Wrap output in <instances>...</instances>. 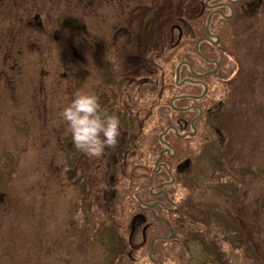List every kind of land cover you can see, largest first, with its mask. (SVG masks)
Here are the masks:
<instances>
[{
	"label": "rangeland",
	"instance_id": "374dc122",
	"mask_svg": "<svg viewBox=\"0 0 264 264\" xmlns=\"http://www.w3.org/2000/svg\"><path fill=\"white\" fill-rule=\"evenodd\" d=\"M14 1L0 0V13L3 12L0 20V60L3 56L14 54L17 49L20 50L22 58L18 65H23L22 70L32 78L36 73L29 68L31 53L38 55L39 51L44 49L43 44H48L47 36L50 33L54 42L53 37L64 31L71 33V41L64 45V49H69V45H72L78 57H75L76 59L70 57L64 63H59L58 58L55 57L56 50H51L52 52L46 54L44 61L38 65H48L49 70L58 68L59 72L66 70L70 73L67 79H62L58 75L57 80L47 84L45 93L49 98V105L45 112L41 110V106L38 107L39 112L35 118L34 113L29 111L31 107L27 106L28 103L35 104V101L30 100L34 89L30 79L21 75L20 78L7 82L3 89L5 98L9 97L12 100L6 102L0 100V264H122L125 258L128 263L132 255L134 264H150L146 250L133 253L126 239L125 227L128 210L134 211L135 198L144 200L143 191L149 190L156 183L153 182L152 186L143 184L142 188H139L138 184L128 188L126 185H115L112 192L117 201L111 203V210L115 209L113 215L106 212L110 201L102 200V196L99 200L92 197L95 195L96 187L89 185L87 188L85 185L84 196L81 197L79 192L82 186L77 180L75 164L74 166L66 164L63 149L60 146L66 130L59 118V113L64 107L61 105V100L66 98L68 90H70L68 97L72 94L70 98L78 91L94 92V86L89 85V73H93L96 60L91 50L93 49L94 23H100L101 26L105 24L110 28L112 20L115 19L113 14L115 7L112 4L116 0H18L20 6L17 2L13 3ZM48 1L53 5L51 8L47 6L46 10L50 11L53 22L60 23L58 26L53 25V34L51 31H38L24 23L26 19L33 17L34 10H30L31 8L36 7L38 3ZM100 8L102 10L98 15ZM215 16L217 17L216 14ZM252 21H257L253 29L248 24L245 26L254 34L251 37L246 32L242 34L243 29H241V35H238L240 43L237 44V53L234 37L237 35L239 21L236 18L226 24L220 21L209 23L210 31L221 37L220 44H217V48H208L202 44L200 48L209 54V57L217 58L218 60H215L219 64L218 75L207 80L209 92L203 101L208 102L216 98L223 100L220 101V106H224L225 114L233 117L234 121H238L240 128L245 132L244 135L249 131L258 133L254 138H250L248 144L252 146L255 142L256 149H249L246 145L243 154L245 162L253 163V157L259 160L258 183L252 182V179L256 178L243 176L245 194L235 203L242 212L245 210L244 214L250 210L252 219L257 221L256 225L259 227L260 223L264 222V9L257 20ZM61 23L66 24L63 31ZM195 23L193 32L184 37V42L178 45V48L170 55L172 64L163 65L162 57L156 62L158 71L160 70L163 75L168 73L172 75L171 83L169 82L168 85L170 93L167 95L166 92L161 99L165 101V104L168 96L190 90L187 85L183 86L182 91L173 86L175 69L179 61L187 57L185 61L194 67L195 71H204L203 63L196 61L192 53L196 40L204 36V20H197ZM14 40L19 42L20 48L11 47ZM60 40L65 42L66 39L63 36ZM189 55L192 58H189ZM65 57L66 55L63 56L64 60ZM11 59L13 57L5 58V61L9 63ZM73 72L80 75L77 74L75 78ZM40 98L42 97L38 94L37 102H40ZM13 101L18 102L12 103ZM21 103L25 105H20ZM37 109H35L36 112ZM14 115L19 118H15ZM171 115V112L166 109L165 123L157 130L161 131L165 126L173 123L170 120ZM149 117L151 118L148 119L147 127L150 143L154 137L151 131L156 130L157 127V116L154 113ZM198 128L201 129L200 126ZM250 136L253 135L250 133ZM190 142L192 140L178 145L177 156L174 161L169 162V165L171 164L174 168L176 159L183 160L184 156L193 154L189 151ZM201 142L200 137L195 140L196 144ZM152 150L150 147L149 154ZM219 154L216 148L206 143L199 158L202 165L194 169L192 173L195 187L186 183L182 184L180 177L173 185L163 189L170 200L182 201L181 204L183 203L184 206L179 213L168 214L170 221L181 218L179 223L182 226L173 225L172 239L182 242L186 239L185 235L189 234L191 237H196L198 242H207L210 239L221 242L232 236H228V233L212 234L211 237L203 233H185L192 227L184 211L186 203L195 206V215L196 210H200L198 205L206 208L211 201L222 204L221 197L209 189L217 185L208 183L214 182L209 180L210 173L224 175L221 170L222 164H217ZM151 156L150 166L153 161ZM175 170L182 172L181 168L179 170L175 168ZM246 173L251 172L246 171ZM220 181L226 182L228 178L217 179L218 184L221 183ZM229 187L235 188L236 185H224L225 190ZM257 199H259V212L256 211L258 216L255 218L253 213L256 210ZM229 204L232 203L229 201ZM201 214L205 220L207 217L205 209L201 211ZM111 215L113 216L110 218ZM114 222L116 226L112 225ZM153 226H156L153 227L156 231L161 229L158 228L160 226L158 222H155ZM91 228L97 233L93 234ZM204 230L207 233L211 229ZM222 235L223 238L220 239ZM91 238H93L92 241H90ZM244 239V246L243 244L231 246L228 240L209 249L203 248L201 251L196 244H191L190 252L194 258L187 264H264V230L259 231L257 228L252 235L245 228ZM180 247L173 246L172 243L160 242L156 244L155 251L158 248L163 249V257L160 256L162 260L159 259L164 264H177L178 258H180V264H186L190 258L189 252ZM253 247L256 248L253 249L254 252ZM167 249L169 251L165 254ZM178 252L180 256H177Z\"/></svg>",
	"mask_w": 264,
	"mask_h": 264
},
{
	"label": "flooded vegetation",
	"instance_id": "af4514ba",
	"mask_svg": "<svg viewBox=\"0 0 264 264\" xmlns=\"http://www.w3.org/2000/svg\"><path fill=\"white\" fill-rule=\"evenodd\" d=\"M206 1L208 0L203 2V7H205ZM245 1H208L206 5L212 8L205 7L204 9L208 11L207 16L213 13L210 24L214 21H220V23H222L223 21L220 19L230 21L237 14L243 18L244 13L247 11L245 10ZM16 2L20 6L18 0H15L13 3L16 4ZM52 5L50 1L38 3L36 7L30 9L34 10V13H32L33 17L31 19H26L24 23L27 26L38 29V31L46 30L47 32H52L54 24L56 26L60 25L58 21L53 22L50 11L46 10L47 6L51 8ZM112 5L115 7V9H113L115 19L112 20L110 28L105 24L101 26L100 23H94L93 49L91 50L93 58L95 57L96 60L93 73H89V85L94 86V93L99 97L102 108L108 113L119 117V130L121 135L118 138V143L114 147L106 148L101 157L91 158L78 151L72 144L70 134L66 130L64 131L65 134L61 140L60 146L63 149L66 164L72 166L75 164L78 177L77 180L79 185L82 186L79 194L81 197L84 196L85 185L87 188L89 185H92L97 188V190L95 189V195L92 196L93 198L99 200L100 196H102V200L110 201L111 198H108L106 191L110 193L118 183V180L115 179L116 175L127 177L131 175L132 172L138 171L136 174L138 178L140 176V178L143 179L144 185L148 184V176H151L152 182L156 184L149 190L143 191L144 200H141L142 198H135V200H139L137 207L141 211V214L138 216L145 222H148L149 215H151L155 220L161 221L167 227V232L161 226H157L161 228L157 231L155 228H152V237L150 238L147 251V260L151 264H164V262L161 261L162 255L164 254L162 248H158L155 251L156 253H154L155 255L153 254L156 244L160 242L172 243L173 246L179 245L181 246L180 248H184L186 252H189L188 256L190 258L187 260L186 264L194 258H192L190 252L189 246H191V244H196L200 251L203 248L209 249L211 246H218L220 243H225V241L227 242L228 240L231 246L235 244L238 246L243 244L244 246L245 228H247L249 232H255L258 228L256 225L257 221L252 219V212L250 210L244 214L243 212L245 210L242 212L235 202L240 201L245 194L243 190V176L248 175L256 178L252 179V182L254 184L258 183L257 167H259V160L253 157V163L245 162L243 156L246 145L249 149H256L255 142L252 146L248 144L250 138H254L258 133L257 131H249L253 136H250L249 132L244 135L245 132L240 128L238 121H234L232 119L233 117L225 114L226 111L224 112L223 110L224 106H220V101L223 100L216 98L208 102L203 101L209 92L207 80L214 78L218 74L219 64L214 74L210 73L205 76H200L212 70L214 67L213 63L207 62L205 59L208 61H217L210 58L207 53H203L200 47L202 44L208 48L214 46L215 48L218 47L212 43V41H215V38H212L211 41L203 39L198 43V52L203 56L201 62L204 65V71H195V68L187 61H179V63H186L181 64L177 80L174 74V88L182 91L183 86L187 85L190 87V90L189 92H182L168 97L167 103L165 104V101L163 102V100H161L163 89L159 90V87L163 84L159 85V80H155L153 77L150 78L148 73V35L145 31L140 30L138 26V20L143 22L144 16L150 11L151 7L148 4V0H116ZM141 8H143V10H141ZM101 10L100 8L98 15L101 13ZM2 14L3 12L1 11L0 20ZM114 23L115 26L113 27ZM63 27H66L65 23H61L62 31ZM210 33L213 34L211 31ZM63 36L66 39L65 42L60 40ZM204 37H206V34L201 38ZM70 38L71 33L66 31L55 35L53 37L54 42H52L51 33L47 36L48 44H43L44 49H41L38 55H33L31 53V59L29 60L31 66L29 68L36 73L32 78L29 77L27 72L22 70L23 65H18L22 58L20 56V50L17 49L14 54L3 56L2 60H0V84H2L0 87V100L5 102L12 100L9 97L5 98V94L3 95L5 84L24 75L30 79V83L34 88L30 100L32 102L35 101V104L28 103L27 105L31 107L29 109L30 113H34V118L37 117V113L39 112L37 108L40 106L41 110L45 112L47 110L46 107L49 105V98L45 93L47 84H51L57 80L58 75L61 76L62 79H67V75L70 72L66 70L59 72L58 68L49 70L48 65H38L44 61L46 54L52 52L51 50H56L55 57L58 58L59 63H64L70 57L76 59L78 57L77 51L72 45H69V49H64V45L71 41ZM11 47L20 48L19 42L15 40L12 41ZM88 47L90 48L89 44ZM67 51L69 52L65 54ZM194 53H197L195 48ZM64 55H66L65 60L63 59ZM11 57H13V59H11L9 63L5 61V58L9 59ZM193 73L195 75H193ZM77 74L79 73L73 72L75 78ZM71 82L74 83V81ZM205 87L206 93L203 94ZM35 88H37V90ZM149 88L154 98L150 105L148 102ZM158 92L159 95L156 98L155 96ZM69 93L70 90H68V95ZM169 93L170 92H168V94ZM38 94L42 97L39 100L40 102H37ZM68 95L61 100L62 106H65L72 99L70 98L72 94L70 97H68ZM198 96H200V98H197ZM161 101L162 103H160ZM14 102L18 101H13L12 103ZM20 105L25 104L21 103ZM35 109H37V112ZM166 109L171 112L172 115L170 116V120L173 121V123L168 124L161 129V131L157 129L152 130L151 134L154 137L149 143L147 127L149 116L155 113L157 116V126L162 127L165 123ZM14 117L17 119L19 118L15 115ZM199 126L201 129L198 128ZM198 137H200L202 141L200 144L195 143ZM189 140H192V142L189 143V151L193 152V154L184 156L183 160L176 159L177 161L175 160L173 168L171 164L169 165V162L172 160L174 161L176 158L178 145L181 142L185 143ZM206 143L211 144L220 152L217 164H222L221 170H223L222 174L224 175L219 176L210 173L209 180L214 182L208 183L217 185L215 188L209 187V189L221 197L220 201L222 204L220 205L218 202L211 201L207 204L206 208L203 205H198L200 210H196L195 215V206H191V203H186L184 211L188 216L187 221L189 224H192V227L189 229L190 231L185 233H203L205 236L209 237H211L212 234L216 235L221 233L224 235L228 233V236H232L221 242L215 239H210L207 242H198L196 237H191L187 234L185 235L187 240L183 239L182 242H178L172 239V229L173 225L178 226V224L181 223V218H176V220L170 222L168 214L179 213L184 206L183 203L181 204L182 201L170 200L168 194L165 193L163 189L173 185L176 179L180 177L182 184L186 183V185L194 186L192 173L194 169L202 165L199 158ZM150 147L153 149L151 154H149ZM74 154L76 155L74 156ZM150 155H152L153 161L151 163V173L149 174ZM175 168L178 170L181 168L182 172H177ZM246 171H250L251 173L247 174ZM171 178L173 181H171ZM225 178H228V181H220L221 183L218 184L217 179L224 180ZM229 184L236 185V187H229L225 190L224 185ZM158 185H162V187L156 188ZM229 201L232 204L228 205ZM204 209L207 215L205 220H203L201 214V211ZM256 211L259 212V210L256 208L253 213L255 218L258 216L256 215ZM164 214L166 215L164 216ZM245 217L248 218V222L242 219ZM134 219L137 220L136 217H134ZM206 228L207 230L211 229L209 230L210 233H205L204 229ZM223 235L220 239L223 238ZM188 236L191 239H188ZM253 249L256 248L253 247ZM166 251L168 252L169 250L167 249ZM160 256L162 257L160 258ZM177 256H180L179 252ZM133 261L134 259H130L128 264H134ZM177 264H180V258L177 259Z\"/></svg>",
	"mask_w": 264,
	"mask_h": 264
},
{
	"label": "trees",
	"instance_id": "16d2710c",
	"mask_svg": "<svg viewBox=\"0 0 264 264\" xmlns=\"http://www.w3.org/2000/svg\"><path fill=\"white\" fill-rule=\"evenodd\" d=\"M204 1L205 0H148V4L151 7L150 11H148L147 15L144 16L143 22L138 20V26L140 30L145 31L146 34L148 35L147 43H148V59H149L148 61L149 76L150 78L153 77L155 80H159V85L163 84L161 87H159V90L163 89L161 98L164 97V94L166 92H167V95H168V92H170V88L168 87V85H169V82L171 83L172 75L169 73L166 75H163L160 70L158 71L156 67V62L162 57L163 65L172 64V61H170V55L178 48V45L184 42V37H186L187 35L193 32V30L195 29V24H196L195 22L197 20H200V21L204 20L203 26L205 27V22H206L205 19L207 17L208 11H206L204 9L205 7H203ZM245 3H246L245 10L247 11L246 13H244L243 18H241V16L237 13H236L237 15H235V17L233 18V19L236 18L239 21L238 23L239 28L237 31V35L234 37L236 53H237V44L240 43V39L238 38V35H241V29H243L242 34L246 32V34L251 37L254 34V32H249L250 30H248V27L245 25L248 24V26H251L253 29V27L257 24V21H252V20H257V18L259 17V14L264 9V0H247L245 1ZM140 5H141V2H140ZM220 20L223 21L225 24L232 21V20L226 21L223 19H220ZM242 26L247 27V29ZM204 27H203V33H204ZM243 36L244 35H242V37ZM218 37L220 38V41H221V37L220 36ZM229 51L232 53L231 49ZM241 51L243 52V49H241ZM202 52L204 53V51ZM192 53H194V50ZM231 55L233 56L234 54H231ZM190 57L192 58V56L189 55V58ZM182 60H187V57H184ZM185 71H186V68H185ZM158 95H159V92L155 97L157 98ZM153 100L154 98H153L151 89L149 88V96H148L149 105L151 104V102H153ZM154 127H156V125ZM156 129H158V126L156 127ZM136 172L138 171L132 172V174L127 177L116 175L115 179L118 180V183L116 184V186L126 185V188H128V186L133 187L134 185L138 184L139 188L140 187L142 188L143 183H144L142 181L143 179H141L140 176L138 178V175L136 174ZM150 173H151V166L149 168V174ZM148 179H149V182L147 186L149 185L152 186L154 183L151 180L152 179L151 176H148ZM106 194L108 198H111L110 202L107 204L106 212H110L111 214L114 215L115 209L112 208L111 210V203H113V201H117V199L113 197L112 190L110 191V193L106 191ZM138 201L135 200L134 211L128 210L129 215L127 216V219H126L127 224L125 227L126 239L133 253H136L140 250L148 251V244H149L150 238L152 237V234H151L152 228L156 227V226H153L155 222H158L160 226L163 227L164 230H166L167 232L166 225L162 223L161 221L159 222L155 220L151 215H149L148 222H145L140 216H138L141 214V211L137 207ZM255 203L257 205L256 208L259 209V199H257ZM113 215H111L110 218ZM134 217H136L137 220H135ZM125 218H126V215H125ZM246 222L248 221L246 220ZM112 225L116 226V222H114V224ZM258 228H259V231L261 229L264 230V222L260 223ZM92 230H93L92 232L93 234L97 233V231H95L94 229ZM94 237H96V235ZM187 238L191 239L189 236ZM92 240L93 238L90 239V241ZM95 243L98 244L97 242ZM165 254H167V251ZM147 258H148V255H147ZM131 259H134L133 255ZM126 261L127 259L125 258L122 264L129 263V262L126 263Z\"/></svg>",
	"mask_w": 264,
	"mask_h": 264
},
{
	"label": "clouds",
	"instance_id": "9594fccd",
	"mask_svg": "<svg viewBox=\"0 0 264 264\" xmlns=\"http://www.w3.org/2000/svg\"><path fill=\"white\" fill-rule=\"evenodd\" d=\"M59 118L70 134L73 146L91 158L101 157L118 143L119 117L102 108L94 92L78 91L61 109Z\"/></svg>",
	"mask_w": 264,
	"mask_h": 264
},
{
	"label": "water",
	"instance_id": "95a60500",
	"mask_svg": "<svg viewBox=\"0 0 264 264\" xmlns=\"http://www.w3.org/2000/svg\"><path fill=\"white\" fill-rule=\"evenodd\" d=\"M208 1H210V0H208ZM208 1L205 2V7H206V8H212V7H209V6L206 5V3H207ZM212 14H213V13H211V14H209V15L207 16V19H206V22H205L204 32H205V34H206V37L198 39V40L195 42V45H194V48H195L196 52H197L200 56H202V55L198 52V43H199L201 40H203V39H207V40H210V41H211L212 38H213V39L215 38V41H212V43H213L214 45H217V44H219V42H220V38H219L218 36H216V35L211 34L210 31H209V23H210V20H211V16H212ZM202 57H203V56H202ZM204 59H205V58H204ZM205 61L213 63V64L215 65V67H214V69H212V70L208 71L207 73H204V74H202V75H200V76H205V75H208V74H210V73H214V72H216V70H217V68H218V63H217V61H208L207 59H205ZM183 63H186V62H180V63L177 65V67H176V71H175V77H176V80L178 79V76H179V68H180L181 64H183ZM193 75H195V74L193 73ZM205 93H206V87L204 88V92H203V94H205ZM197 98H200V96L197 97ZM171 179H172V178H171ZM171 181H173V179H172ZM161 187H162V185H158L156 188H161Z\"/></svg>",
	"mask_w": 264,
	"mask_h": 264
},
{
	"label": "bare ground",
	"instance_id": "6f19581e",
	"mask_svg": "<svg viewBox=\"0 0 264 264\" xmlns=\"http://www.w3.org/2000/svg\"><path fill=\"white\" fill-rule=\"evenodd\" d=\"M194 56H195V58H196V59H195L196 61H197V60H198V61H201V59L203 60V57H201L198 53H194ZM213 65H214V64H213ZM214 67H215V65H214ZM214 67H213L212 69H214ZM214 73H215V72H214ZM214 73H213V74H214ZM198 97H199V96H198ZM250 233H251V234H254V232H250ZM150 251H151V247H150ZM154 253H156L155 250H154L153 254H154Z\"/></svg>",
	"mask_w": 264,
	"mask_h": 264
}]
</instances>
